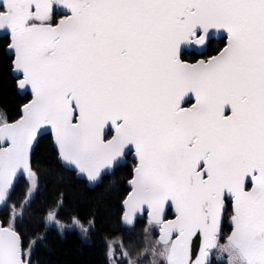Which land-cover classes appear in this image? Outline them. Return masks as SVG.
Segmentation results:
<instances>
[{
    "label": "snow or ice",
    "instance_id": "1",
    "mask_svg": "<svg viewBox=\"0 0 264 264\" xmlns=\"http://www.w3.org/2000/svg\"><path fill=\"white\" fill-rule=\"evenodd\" d=\"M0 31L32 94L18 119H0V207L27 183L0 227V264H33L47 238L16 224L39 192L32 155L49 132L88 182L134 153L122 222L146 213L158 230L150 264H264V0H0ZM62 206L45 227L87 237L95 219L64 223Z\"/></svg>",
    "mask_w": 264,
    "mask_h": 264
},
{
    "label": "trees",
    "instance_id": "2",
    "mask_svg": "<svg viewBox=\"0 0 264 264\" xmlns=\"http://www.w3.org/2000/svg\"><path fill=\"white\" fill-rule=\"evenodd\" d=\"M7 44L8 39L0 37V111L8 121H14L30 95H21L17 90L18 78L12 74L13 57L7 53ZM32 163L39 170V192L16 226L28 239L46 233L47 238L37 244L33 264H110L106 255L110 252L115 254L111 264H117V251L128 252L131 259L141 255L145 249L146 219H141L132 229L122 223V201L129 192L127 181L131 177V166H119L104 176L101 183L90 188L86 180L58 161L51 134L41 138ZM26 189V181L20 178L8 206L0 210V220L5 225L10 223V206L16 205L18 209L19 203L26 199ZM61 199L63 206L59 218L64 223L70 224L72 217L85 224L95 219V227L87 237L77 229L61 233L55 225L45 227L47 211ZM223 230L226 234L225 225Z\"/></svg>",
    "mask_w": 264,
    "mask_h": 264
},
{
    "label": "water",
    "instance_id": "3",
    "mask_svg": "<svg viewBox=\"0 0 264 264\" xmlns=\"http://www.w3.org/2000/svg\"><path fill=\"white\" fill-rule=\"evenodd\" d=\"M213 38L222 39V38L219 37L218 35H214ZM225 38H226V37H225ZM7 51H8L9 54H11V55L13 56V60H14V51H13V50H10V49L8 48V46H7ZM198 54H199V53H198ZM12 74H13L14 76H16V77H20V79H22V75L19 74V73H17V72L15 71L14 66H13V68H12ZM20 79H19V80H20ZM19 80H18L17 90H18V92H19L21 95L29 94V95H30V99L28 100V102H29V101L32 99V94H31L30 86H28V87H26V88H20V87H19ZM28 102H26V103H28ZM26 103H25V104H26ZM21 111H22V108H21ZM18 118H19V117H18ZM18 118H17V119H18ZM14 121H15V120H14ZM9 122H12V121H9ZM48 134H51V133L49 132ZM53 145H54V142H53ZM36 146H37V145H36ZM36 146H35V148H36ZM54 147H55V145H54ZM55 149H56V147H55ZM129 153H130V152H129ZM131 153H132V157L134 158V153H133V152H131ZM32 156H33V155H32ZM58 161H59V162L65 167V168L75 171L77 177L86 180V178H85L83 175H78L77 170H75L74 168H69L68 166L64 165L59 159H58ZM126 162H127V159H125L120 165H124ZM112 172H113V171H106V172L103 174L102 178H101L98 182H88V181L86 180L87 183H88V186H89L90 188L95 187L96 185H98L99 183H101V181L103 180V178H104L105 175L110 174V173H112ZM16 185H17V184H16ZM127 185H128V187L130 188V191H129V192H131L132 188H131L130 184L127 183ZM127 195H128V194H127ZM126 198H127V196L124 198V200H125ZM124 200H123V201H124ZM122 207H123V211H124V204H123V202H122ZM0 210H1V207H0ZM171 215H172L171 218H173V215H174V209L171 210ZM143 216H144V214H143V215H138V216H137V218H136V220H135V225L138 223V221H139ZM171 218H170V219H171ZM122 223H123V222H122ZM0 227H8V226H6V225L0 220Z\"/></svg>",
    "mask_w": 264,
    "mask_h": 264
},
{
    "label": "rangeland",
    "instance_id": "4",
    "mask_svg": "<svg viewBox=\"0 0 264 264\" xmlns=\"http://www.w3.org/2000/svg\"><path fill=\"white\" fill-rule=\"evenodd\" d=\"M4 118H6V117H5L4 114L0 111V119H4ZM77 230H78V229H77ZM146 230H147V231H146ZM78 231H79V230H78ZM145 231H146L145 249L142 251V253H141L140 256H138V257H136V258H134V259H131V258H130V260H132V261H136L137 264H150L152 257H151V255H150V251H149V250H150V248H151L152 243H153L155 240L158 239V237H157V231H158V230L153 231V230L151 229V227L148 226V225L146 224V229H145ZM116 253H117V254H116V255H117V258H116V262H117V264H129V260H128V259H123V258H122L121 251H120V252L117 251Z\"/></svg>",
    "mask_w": 264,
    "mask_h": 264
},
{
    "label": "flooded vegetation",
    "instance_id": "5",
    "mask_svg": "<svg viewBox=\"0 0 264 264\" xmlns=\"http://www.w3.org/2000/svg\"><path fill=\"white\" fill-rule=\"evenodd\" d=\"M62 11V10H61ZM0 37H3V38H6V39H8V43H9V36H8V34H6V33H4L3 31H0ZM225 42V39H213V45H212V48H219V47H222L223 46V43ZM206 54H215L213 51H212V49H209L208 50V52L206 53ZM197 56H199V54L197 53ZM127 162L124 164V165H129V166H131V167H133V165H134V163H135V160L133 159V157H132V153L130 152L129 154H128V156H127ZM120 166H123V165H120ZM119 167V166H118ZM117 167V168H118ZM131 175H132V173H131ZM129 179H131V177L129 178ZM129 181V180H128ZM127 181V182H128ZM172 217V215H171V210L169 211V216H168V218L170 219ZM226 226V229H227V232H226V234L227 233H229L230 232V230H231V225H230V220H229V218H225V221H224V224H223V226ZM157 237H158V231H157Z\"/></svg>",
    "mask_w": 264,
    "mask_h": 264
}]
</instances>
